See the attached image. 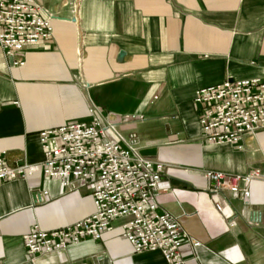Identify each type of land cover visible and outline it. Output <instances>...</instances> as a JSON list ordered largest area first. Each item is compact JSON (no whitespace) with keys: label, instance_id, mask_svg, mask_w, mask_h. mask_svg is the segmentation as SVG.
Returning <instances> with one entry per match:
<instances>
[{"label":"crops","instance_id":"0c3cea01","mask_svg":"<svg viewBox=\"0 0 264 264\" xmlns=\"http://www.w3.org/2000/svg\"><path fill=\"white\" fill-rule=\"evenodd\" d=\"M41 1L51 37L13 56L0 47L7 163L40 165L42 131L98 116L111 140L165 165L158 208L200 243H183L184 264H264V129L241 147L210 143L195 103L201 88L264 74V0ZM207 171L225 173L220 188ZM254 171L248 197L227 188ZM94 211L87 183L64 187L40 172L2 183L0 264H169L158 250L135 251L126 218L101 239L29 257L33 224L52 230Z\"/></svg>","mask_w":264,"mask_h":264},{"label":"built area","instance_id":"2783aa9c","mask_svg":"<svg viewBox=\"0 0 264 264\" xmlns=\"http://www.w3.org/2000/svg\"><path fill=\"white\" fill-rule=\"evenodd\" d=\"M43 10L41 0H0V47L8 56L51 37V17L43 16ZM195 103L205 140L229 141L241 147L247 135L264 129V74L201 88L196 92ZM39 138L44 150L40 165L11 166L6 153L0 151V185L31 178L37 172L59 179L64 187L87 183L92 187L95 211L52 230L33 224L24 236L29 257L63 251L88 238L101 239L119 218L127 219L122 225L123 236L136 252L158 250L169 264H184L181 247L185 241L193 247L200 246L178 218L158 208L156 195L165 165L141 156L132 145L111 140L98 116L91 122L44 130ZM225 176L221 171L206 172L215 189L222 186ZM256 176L257 171L233 175L227 188L248 197L249 183Z\"/></svg>","mask_w":264,"mask_h":264}]
</instances>
